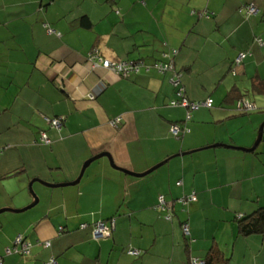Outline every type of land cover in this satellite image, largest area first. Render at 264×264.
<instances>
[{
    "label": "crops",
    "instance_id": "obj_1",
    "mask_svg": "<svg viewBox=\"0 0 264 264\" xmlns=\"http://www.w3.org/2000/svg\"><path fill=\"white\" fill-rule=\"evenodd\" d=\"M251 3L257 16L239 12ZM175 50L186 97L214 101L213 108L192 112L190 132L181 138L171 128L185 121L187 110L170 106L176 100L171 73L142 69L122 79L90 62L96 52L111 62L150 65ZM259 80L264 0H0V210L29 205L33 180L73 183L87 161L109 156L94 161L75 186L49 192L35 182L48 203L28 218L0 221L4 264L51 258L58 264H189L216 245L228 264H264V238L242 237L236 224L264 207V146L256 153L238 150L251 145L213 127L235 119L237 98ZM45 118L62 119V128ZM215 144L233 148H211ZM168 159L145 177L128 174H144ZM192 192L196 203L177 202ZM160 195L176 202L170 221L156 210ZM112 219L111 236L94 240L93 225ZM19 235L32 244L31 254L7 256ZM129 248L143 254L130 256Z\"/></svg>",
    "mask_w": 264,
    "mask_h": 264
},
{
    "label": "built area",
    "instance_id": "obj_2",
    "mask_svg": "<svg viewBox=\"0 0 264 264\" xmlns=\"http://www.w3.org/2000/svg\"><path fill=\"white\" fill-rule=\"evenodd\" d=\"M243 11V9L241 10ZM204 14V13H203ZM201 14L200 16H202ZM246 14L247 16H255L258 14V9L253 4L249 5L248 8H246ZM178 54V52L172 51L169 54H165L166 58H168V61L164 62H158L154 64L153 66L146 65L144 62L141 61H121L119 63L111 62L110 60L103 59L100 57L96 52H93L90 54V62L92 65V68L96 69L99 67H102L106 70L114 72L119 78L122 79H128L132 75L139 74L142 69H145L146 71H149L150 69H155L159 74H166L171 73V84L176 89V96L177 99L172 101L170 103L171 107H183L187 110V115L185 118V122L183 124H174L171 128V133L174 137L180 138L184 136V134H188L190 132L189 128L186 127L188 122L192 119V112L198 110L200 107H206V108H212L213 101L208 100L205 103H194L191 102L187 97L185 93V88L182 84L181 77L182 75L176 72L175 66H174V60L173 58ZM245 57L244 53L240 54V56L237 58L236 63L239 65L243 58ZM90 99L94 100L95 96L90 95ZM239 109L243 111H252L255 109L254 105L251 104L248 101H242L239 103ZM45 121L48 123L49 126L55 129H61L63 126V120L59 118H45ZM116 122H113V125H115ZM41 141L44 144L49 145L51 143L50 139L47 137L45 133L41 134ZM178 185H181V183H178ZM196 194L195 192L192 193V195L188 197H184L182 199H179L177 202L182 204L183 206L188 205L189 203L195 202ZM173 202L168 203L166 202L164 196H159L158 198V204L156 206V209L160 212H168L172 209ZM170 215L166 216L167 220H170ZM87 225H83L82 228H86ZM115 228V220L110 221V224L106 222H98L94 225V231L93 235L96 240L106 239L111 236L113 230ZM183 232L186 236H190V230L189 225L187 223L183 224L182 226ZM16 244H22V250L25 254H30L31 244L28 242H23L22 238L19 237L16 240ZM45 248L50 247L49 242H45L44 244ZM7 253L10 254V250H7ZM140 254L137 250H130L129 255L132 256H138ZM56 261L54 259L51 260L50 264H55Z\"/></svg>",
    "mask_w": 264,
    "mask_h": 264
},
{
    "label": "trees",
    "instance_id": "obj_3",
    "mask_svg": "<svg viewBox=\"0 0 264 264\" xmlns=\"http://www.w3.org/2000/svg\"><path fill=\"white\" fill-rule=\"evenodd\" d=\"M252 4V3H251ZM251 4H245V5H243L242 7H240V10H239V12L240 13H245L246 14V8H248V6L249 5H251ZM254 5V4H253ZM255 6V5H254ZM257 8V7H256ZM243 9V11H241ZM258 9V8H257ZM259 12V11H258ZM247 15V14H246ZM258 15V14H257ZM257 15H255V16H257ZM202 17H211L209 14H206V13H204L203 15H202ZM250 17V16H249ZM83 24L84 25H88V22L86 21V20H83ZM237 60V59H236ZM236 60L234 61V64L235 65H237V63H236ZM136 61H141V62H144L145 64H146V62L143 60V59H140V60H136ZM167 61H168V59H167ZM131 62H134V61H131ZM158 62H161V61H155L153 64H150V66H153L154 64H156V63H158ZM162 62H164V61H162ZM166 62V61H165ZM241 64V63H240ZM146 65H148V64H146ZM231 73L232 74H234L235 75V71H234V67L232 68V70H231ZM253 88V89H252ZM252 88L249 90V92H246V94L245 95H241L240 97H238L237 98V102H236V108H237V111L239 112V114L240 115H245L246 113H252V112H255V111H257V107L248 99V98H246L247 96H248V94H250L251 93V91H253V92H257V93H259V94H264V80H259V81H257V82H254L253 83V85H252ZM186 93V92H185ZM175 95H176V89H175ZM176 99H177V96H176ZM211 100V99H210ZM248 101V102H250L251 104H253L254 105V107H255V109L254 110H252V111H243V109L242 110H240L239 109V103L240 102H242V101ZM212 108H213V105H212ZM200 109V108H199ZM209 109H211V108H209ZM186 118V117H185ZM186 121V120H185ZM184 121V122H185ZM184 122H182V123H180V124H183ZM191 122V121H190ZM190 122H188V124L190 123ZM177 124V123H176ZM186 127H188V125L186 126ZM184 135H186V134H184ZM259 135V134H258ZM183 137V136H182ZM181 138V137H180ZM264 141V131H263V137H262V142ZM255 153H256V151H255ZM177 185H178V183H177ZM178 186H180V185H178ZM192 193H194V192H192ZM192 193L191 194H189V195H186L185 197H188V196H190V195H192ZM195 194H196V192H195ZM160 196H163V195H160ZM159 198V197H158ZM164 198H165V196H164ZM182 198H184V197H182ZM182 198H180V199H182ZM196 199H197V194H196ZM166 200V199H165ZM179 200V199H178ZM177 200V201H178ZM166 202H168L167 200H166ZM197 202V200L195 201V202H192V203H189L188 205H186V206H184V207H187V206H190L191 204H194V203H196ZM168 203H171V202H168ZM174 203H176V202H173V205H174ZM182 205V204H181ZM157 206V205H156ZM183 206V205H182ZM173 208H174V206H172V209L170 210V211H168V212H163V213H165V219H166V216H168V215H170V220H172V214H171V211L173 210ZM157 210V209H156ZM159 211V210H158ZM162 212V211H161ZM112 220H114V219H112ZM112 220H110V221H112ZM167 220V219H166ZM170 220H168V221H170ZM110 221L109 222H106V223H108V224H110ZM98 223V222H97ZM185 223H187L188 225H189V223L188 222H184L183 224H185ZM183 224H182V226H183ZM236 224H237V228H238V232H239V234H240V236H242V237H250V236H253V235H259V236H262L263 238H264V207L263 208H260V209H258V210H256L255 212H253L252 214H250V215H247V216H242V217H237L236 218ZM95 225V224H94ZM94 225H93V231H94ZM82 226L83 225H81L80 226V229L81 230H84V229H86V228H82ZM182 226H181V228H182ZM61 231H60V233H62V232H64V229L63 228H61L60 229ZM189 230H190V227H189ZM114 231V230H113ZM182 232H183V229H182ZM183 234H184V232H183ZM184 236H185V238H186V240L187 241H191L190 240V238H191V233H190V236H186L185 234H184ZM19 237H21L22 238V240H23V242H28V243H30L27 239H25L22 235H19V236H17L16 238H15V240L13 241V244H12V247H9L8 248V250H10V254H8L7 252V256H11V255H20V256H22V257H27V256H29L30 254H31V249H32V244H31V249H30V254H25L24 253V251L22 250V244H16V240L19 238ZM93 237H94V235H93ZM94 240H96L95 238H94ZM101 240H103V239H101ZM96 241H100V240H96ZM45 243V242H44ZM43 243V244H44ZM50 243V242H49ZM50 246H51V244H50ZM43 247H44V245H43ZM45 248V247H44ZM49 248V247H48ZM130 250H137V249H134V248H129L126 252H127V254L129 255V251ZM137 251H139L140 252V254L138 255V256H133V257H139V256H141L142 254H143V252L142 251H140V250H137ZM130 256H132V255H130ZM5 259H6V257H4V256H1L0 255V264H4V261H5ZM52 259H54L55 261H56V263L55 264H58V261H57V259L56 258H51L50 260H48L47 262H45L44 264H50V262H51V260ZM228 259H226L225 257H224V255H223V253H222V251L220 250V248L216 245V246H213L210 250H209V252L207 253V255H206V257L204 258V259H200V258H195V257H191L190 259H189V264H228Z\"/></svg>",
    "mask_w": 264,
    "mask_h": 264
},
{
    "label": "rangeland",
    "instance_id": "obj_4",
    "mask_svg": "<svg viewBox=\"0 0 264 264\" xmlns=\"http://www.w3.org/2000/svg\"><path fill=\"white\" fill-rule=\"evenodd\" d=\"M248 95H249L250 101L257 107V111L252 112V113H246L245 115H240L239 112L237 111V108H236L237 114H234V115H236L235 119L229 120L228 123H222V124H218V125H213V127L216 128L215 134L227 135V137L229 139H235V140L238 141V143L248 142L251 145L250 148H252V146L255 144V142H256V140L258 138L259 130H260L261 126L264 124V114L262 113V112H264V94H259V93H255V92L251 91V93L248 94ZM216 108H218L217 101H216V103L214 105V109H216ZM249 136L253 137V139H254L253 143H252V140L247 139V137H249ZM263 146H264V141L260 144L259 147L262 148ZM19 175H17V176H19ZM10 180H12V181L15 180V177L10 179ZM29 184L27 186V191L26 192L32 198V196L30 194ZM39 184L38 183L33 184V191L35 192V194L39 198V203H38V205L36 207H34L33 209H31V210H29L27 212L21 213V214H12V213H9V212L3 213V214L0 215V221L5 220L6 216H9V215L18 216V217H22V218H24V217L28 218V216H30L31 214L33 215L40 208H42L45 204H47L48 203L47 202L48 198L46 196H44V195L40 196V195L37 194L38 189H40V188L43 189V187H40ZM12 187H13V189L15 191L16 190L18 191V189H20V185L19 184H15ZM44 190H48L49 191L51 189L48 188V189H44ZM40 198L42 199V201H41ZM45 199H47V201H45V203H44ZM32 202H33V198H32L31 203ZM8 228L12 229L11 226H8Z\"/></svg>",
    "mask_w": 264,
    "mask_h": 264
},
{
    "label": "water",
    "instance_id": "obj_5",
    "mask_svg": "<svg viewBox=\"0 0 264 264\" xmlns=\"http://www.w3.org/2000/svg\"><path fill=\"white\" fill-rule=\"evenodd\" d=\"M263 131H264V124L261 126L260 130H259V135H258V138L254 144V146L249 149V150H246V149H242V148H236L238 150H244V151H247V152H254L256 150V148L260 145V143L262 142V137H263ZM218 147H224V148H233V147H229V146H225V145H220V144H215L213 146H211V148H218ZM210 148V147H209ZM103 157H108L109 156L107 154H100L98 156H95L94 158L90 159L89 161H87L83 168H82V171L78 177V179L73 182V183H67V184H59V185H52V184H47V183H44V182H41L40 180H33L32 182H30L29 184V189H30V194L33 198V202L28 205L27 207L23 208V209H2L0 210V215L3 214V213H14V214H21V213H24V212H27L31 209H33L34 207H36L39 203V198L37 197V195L35 194V192L33 191V184L35 182H39L41 184H43L44 186L48 187V188H52V189H57V188H64V187H68V186H75L77 184H79V182L81 181L86 169L96 160L100 159V158H103ZM170 159L166 160L165 162L159 164L158 166L152 168L151 170H149L148 172L144 173V174H141V175H138V174H134V173H128L129 175L131 176H134V177H138V178H141V177H145L151 173H153L154 171H156L157 169H159L161 166H163L167 161H169Z\"/></svg>",
    "mask_w": 264,
    "mask_h": 264
},
{
    "label": "bare ground",
    "instance_id": "obj_6",
    "mask_svg": "<svg viewBox=\"0 0 264 264\" xmlns=\"http://www.w3.org/2000/svg\"><path fill=\"white\" fill-rule=\"evenodd\" d=\"M201 264V263H200Z\"/></svg>",
    "mask_w": 264,
    "mask_h": 264
}]
</instances>
